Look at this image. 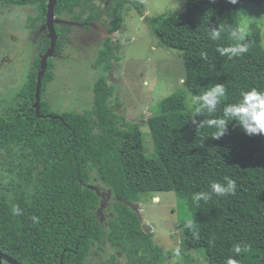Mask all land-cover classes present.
I'll list each match as a JSON object with an SVG mask.
<instances>
[{
	"label": "trees",
	"instance_id": "trees-1",
	"mask_svg": "<svg viewBox=\"0 0 264 264\" xmlns=\"http://www.w3.org/2000/svg\"><path fill=\"white\" fill-rule=\"evenodd\" d=\"M109 1L110 31L121 26L125 3L138 2L136 10L143 11L140 0ZM183 1L184 12L154 18L155 25H161L154 30L159 43L177 50L184 59L185 82L150 106L155 116L149 126L152 156L145 154L140 124L127 122L116 112L119 93L115 87L107 88L104 75L91 88L90 108L57 111L46 96L53 78L47 66L38 116L32 107L38 58L28 61L32 65L25 90L0 115L2 252L23 264H84L110 245L126 253L127 264H161L162 249L146 231L150 224L125 203H135L138 195L173 191L179 212L190 214L199 233L196 238L193 230L184 227L185 221L179 222L182 249L201 254L204 264H225L230 256L237 264H264V135H247L233 121L219 140L208 137L214 130L197 132L186 102L187 93L199 95L224 83L227 96L214 114L218 116L223 104L234 102L243 91L264 90V47L258 26L248 29L249 50L239 57L218 53L217 47L234 43L226 32L219 41L208 37L209 27L240 24L239 4L262 0ZM78 4H83L82 13L98 15L96 6L85 10L87 0H58L57 6L75 11ZM112 47L107 43L98 53L97 65L104 72L114 57ZM202 52L207 59H201ZM211 115L205 112L196 120ZM225 177L235 180V195L213 194L207 203L193 202L194 193L208 191L211 183L223 182ZM109 200V208L101 205ZM14 206L21 209L20 215L12 214ZM106 209L111 216L103 224ZM33 216L38 223H33ZM237 244L242 248L238 255L231 251Z\"/></svg>",
	"mask_w": 264,
	"mask_h": 264
},
{
	"label": "rangeland",
	"instance_id": "rangeland-1",
	"mask_svg": "<svg viewBox=\"0 0 264 264\" xmlns=\"http://www.w3.org/2000/svg\"><path fill=\"white\" fill-rule=\"evenodd\" d=\"M89 1L102 11L107 4L106 0ZM140 1L143 10L141 14L135 8L139 5L138 2H127L122 8V24L112 37V40L119 41V44L118 47H112L114 57L110 59L111 65L108 64L110 69L104 72L103 66L97 65L98 55L93 51L91 43H80V51L71 52L72 59L54 62L55 68L51 70L53 78L46 86V96L49 97L48 101L54 110L81 112L91 107L93 97L91 88L104 75L107 88L115 87V93H119L116 99L120 101V106L116 112L122 114L127 122L137 121L140 124L145 154L152 156L154 148L149 126L155 116L151 114V107L182 87L181 81L185 76L184 59L180 53L166 48L154 36V30L161 27L155 25L154 18L170 13H182L186 9V4L183 0ZM106 9V13L109 14L110 1ZM5 12L6 9L3 8L0 14V53L4 48L14 45L17 40L16 31L19 35L18 30L23 18L20 8ZM239 14L240 24H246L248 29L251 25L258 26L264 47V0L258 3L239 4ZM101 15H104V12ZM28 44L26 43L22 51L16 50L17 55H14L11 63H7L10 68L0 67V115L12 107L17 96L25 90L23 87L27 82L29 67L32 65V63L27 65L30 60ZM146 80L149 82L147 88L144 87ZM136 203L143 207L139 218L150 224L146 231L151 234L153 244L162 249L161 264H204L205 260L201 254L193 249L181 247L183 232L178 223H183L185 217H190V214L187 216L179 212L173 191L138 195ZM111 219H114V216ZM177 248L180 249L179 257L175 255ZM125 255L126 253L120 250L117 254L119 261L114 264H127ZM94 258H90L89 262L96 263L98 258L102 260L99 256ZM105 263L111 264L109 261H104Z\"/></svg>",
	"mask_w": 264,
	"mask_h": 264
},
{
	"label": "flooded vegetation",
	"instance_id": "flooded-vegetation-1",
	"mask_svg": "<svg viewBox=\"0 0 264 264\" xmlns=\"http://www.w3.org/2000/svg\"><path fill=\"white\" fill-rule=\"evenodd\" d=\"M103 1V0H102ZM108 0H106L107 2ZM88 6H86L87 12H90L91 7L96 6L97 14L95 17H91L90 13H82V5L78 4L75 11L66 9L64 11L60 10L57 3L54 6L53 17L51 23L47 22V4L48 0H0V14L3 8L8 11L14 8H20L22 11V25L18 30L19 35L16 31L17 40L13 46L10 48H4L0 56V67L10 68L7 63H11L14 55H17L16 50H23L26 43L28 44V51L30 60L32 58H38L39 68L40 62L44 53H46L49 48H52L51 54L46 59V67L49 66L51 70H54V62H62L65 59H72V51H80V43L86 42L85 44L91 43L93 46V51L99 53V51L105 48L107 43H110L114 48L118 47L119 41L112 40L113 34L116 31L109 30V17L107 12V7L104 10H100L95 4L87 0ZM4 12V11H3ZM104 12V15L101 13ZM52 27V31H49V27ZM54 36L53 45H51L50 35ZM23 53V52H22ZM31 62H33L31 60ZM9 70V69H8ZM6 75H4L5 77ZM50 102V101H49ZM102 206L109 208L107 202H101ZM102 214L101 222L106 224L109 220L111 214L106 209ZM108 213V214H107ZM109 215V217H107ZM108 250L109 254H105ZM113 251V252H111ZM102 255H96L102 257V260L97 262L98 264H104V261H109V263L114 264L119 261L117 257L116 248L113 246H105L101 250ZM94 254V253H93ZM92 254V256H93ZM112 255V257H111ZM87 258L84 264H97L94 261ZM106 264V263H105Z\"/></svg>",
	"mask_w": 264,
	"mask_h": 264
},
{
	"label": "clouds",
	"instance_id": "clouds-1",
	"mask_svg": "<svg viewBox=\"0 0 264 264\" xmlns=\"http://www.w3.org/2000/svg\"><path fill=\"white\" fill-rule=\"evenodd\" d=\"M229 2L236 4L238 0H229ZM225 32L234 43L227 47H217L220 56L233 58L242 56L248 52V28L246 24H237L235 27L229 28L223 26L209 27L208 37L212 41H219L222 38V33ZM200 55L201 59H207L206 52H202ZM184 82L185 81L183 80L181 81V83ZM148 86L149 82L146 80L144 82V87L147 88ZM226 96L227 89L224 83H216L199 95L189 92L186 97V102L189 110L194 113L191 120L195 125L197 132L204 128L213 129L214 131H212L208 137L219 140L228 132V125L234 121L236 125L242 127L247 135H264V90L251 88L243 91L240 94V97L234 102L223 104L221 115H214L217 113L218 107L224 102ZM205 112L212 114L211 118L197 121L196 117L203 115ZM236 188L237 185L235 180L225 177L223 182L211 183L208 191L201 190L194 193L192 200L197 204L200 201L207 203L212 198L213 194L216 196L235 195ZM94 190L96 191L97 188H94ZM112 200H114V198ZM126 202V204L131 205L133 209L139 213L138 216L143 212V207H141L140 204L131 203L130 201ZM109 203H111V200L108 201V204ZM135 205H138L137 208L134 207ZM12 214L20 215L21 209L18 206H14L12 208ZM139 217H141V215ZM31 219L33 223L39 222V219L36 216H33ZM141 220L144 221L143 218ZM184 227L193 230V235L196 238L199 237V233L195 230L194 221L191 217H185ZM231 251L238 255L241 253L242 248L237 244L233 246ZM175 255L179 257V248L175 250ZM225 264H237V261L230 256Z\"/></svg>",
	"mask_w": 264,
	"mask_h": 264
},
{
	"label": "water",
	"instance_id": "water-1",
	"mask_svg": "<svg viewBox=\"0 0 264 264\" xmlns=\"http://www.w3.org/2000/svg\"><path fill=\"white\" fill-rule=\"evenodd\" d=\"M21 1H29V0H21ZM57 3V0H48V4H47V13H46V17H47V22L51 23L52 17H53V12H54V6ZM50 26V25H49ZM49 31H52V27H49ZM50 39H51V45H53V40H54V36L51 34L50 35ZM51 50L52 48H49V50L46 51V53H44V56L41 59L39 68L37 69V75H36V84H35V93H34V101L32 103V107L35 109L36 113L39 116L38 110H39V102H40V87H41V79L46 71V59L48 58V56L51 54ZM89 187L97 188V186L95 185H89ZM108 191L111 192V190L108 189ZM127 203V202H126ZM138 205H135L134 207L137 208ZM23 264L22 262H20L19 260L15 259L14 257L2 252L0 250V264ZM61 264V262H60Z\"/></svg>",
	"mask_w": 264,
	"mask_h": 264
}]
</instances>
